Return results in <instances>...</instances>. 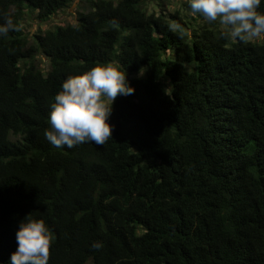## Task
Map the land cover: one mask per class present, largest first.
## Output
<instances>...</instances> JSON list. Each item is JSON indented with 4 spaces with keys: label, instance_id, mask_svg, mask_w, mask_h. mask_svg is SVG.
Wrapping results in <instances>:
<instances>
[{
    "label": "trees",
    "instance_id": "1",
    "mask_svg": "<svg viewBox=\"0 0 264 264\" xmlns=\"http://www.w3.org/2000/svg\"><path fill=\"white\" fill-rule=\"evenodd\" d=\"M72 1L0 0L20 29L0 36V264L27 216L54 236L48 264H264V40L233 42L185 1L85 0L75 24L24 31ZM109 62L134 89L111 138L53 147L62 83Z\"/></svg>",
    "mask_w": 264,
    "mask_h": 264
},
{
    "label": "clouds",
    "instance_id": "2",
    "mask_svg": "<svg viewBox=\"0 0 264 264\" xmlns=\"http://www.w3.org/2000/svg\"><path fill=\"white\" fill-rule=\"evenodd\" d=\"M260 5L261 0H188L190 15L208 23L218 22L223 28L221 35L233 42L264 40V14L257 11ZM19 30L10 18L0 24V36ZM143 73L141 68L137 75ZM133 92L118 62L97 64L82 75L68 77L50 106L46 141L67 149L84 143L104 145L111 138L113 126L108 120L113 101L118 95L126 97ZM53 240L43 220L27 216L15 232L17 247L7 264H48ZM92 247L99 249L101 245L94 243Z\"/></svg>",
    "mask_w": 264,
    "mask_h": 264
},
{
    "label": "rangeland",
    "instance_id": "3",
    "mask_svg": "<svg viewBox=\"0 0 264 264\" xmlns=\"http://www.w3.org/2000/svg\"><path fill=\"white\" fill-rule=\"evenodd\" d=\"M144 5L148 9H163L165 13L172 12L173 8L178 6L180 2H188V0H144ZM158 5H160L158 7ZM86 7V1L85 0H73L71 6L64 10V12H59L46 23H39L35 19H30L28 17L25 18L23 23V28L25 32H28L29 34L34 33L37 31V29H40L41 31H44L46 29H50L56 25H66V24H75L76 20V13L79 10H83ZM188 13V12H187ZM41 64L46 67V59L44 57H41Z\"/></svg>",
    "mask_w": 264,
    "mask_h": 264
}]
</instances>
